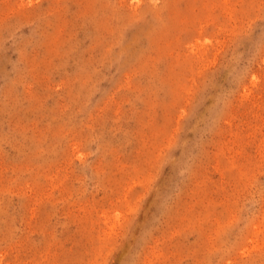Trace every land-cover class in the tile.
<instances>
[{"label":"rangeland","instance_id":"374dc122","mask_svg":"<svg viewBox=\"0 0 264 264\" xmlns=\"http://www.w3.org/2000/svg\"><path fill=\"white\" fill-rule=\"evenodd\" d=\"M0 264H264V0H0Z\"/></svg>","mask_w":264,"mask_h":264}]
</instances>
